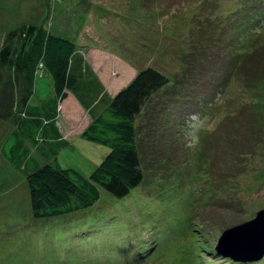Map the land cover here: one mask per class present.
<instances>
[{
  "label": "rangeland",
  "instance_id": "obj_1",
  "mask_svg": "<svg viewBox=\"0 0 264 264\" xmlns=\"http://www.w3.org/2000/svg\"><path fill=\"white\" fill-rule=\"evenodd\" d=\"M23 26L74 42L76 73L97 84L59 109L69 146L57 160L85 177L111 151L82 137L92 117L144 69L170 83L136 120L144 182L122 199L101 189L94 207L65 217L34 219L25 176L2 154L23 111L0 119V264H264L217 251L224 231L264 209V71L253 64L264 0H0V50ZM54 96L44 70L30 101Z\"/></svg>",
  "mask_w": 264,
  "mask_h": 264
},
{
  "label": "trees",
  "instance_id": "obj_2",
  "mask_svg": "<svg viewBox=\"0 0 264 264\" xmlns=\"http://www.w3.org/2000/svg\"><path fill=\"white\" fill-rule=\"evenodd\" d=\"M15 42L21 47L13 60ZM77 47L71 40L43 28L23 26L6 35L0 50V119L15 118L17 108L23 111L22 118H16V129L2 146V154L25 176L36 220L88 210L99 202L101 189L115 198H125L144 182L136 120L148 102L170 83L160 71L144 69L100 114L92 117L82 137L111 151L91 175L85 177L75 169L63 168L56 157L60 149L69 146L58 129L60 105L70 93L80 97L81 89L93 92V86H97L93 80L83 81L76 73ZM254 58L257 60L253 64L258 63L264 71V48L261 56L254 55ZM6 70L9 74L3 76ZM44 70L52 78L55 96L46 103L34 105L30 100L35 94L36 77L42 76ZM250 75L248 82H252L256 73ZM83 102L92 103L91 98ZM28 144L51 163L41 164Z\"/></svg>",
  "mask_w": 264,
  "mask_h": 264
},
{
  "label": "water",
  "instance_id": "obj_3",
  "mask_svg": "<svg viewBox=\"0 0 264 264\" xmlns=\"http://www.w3.org/2000/svg\"><path fill=\"white\" fill-rule=\"evenodd\" d=\"M217 251L234 262L261 261L264 258V209L254 219L224 231L219 238ZM240 253L244 258L237 257Z\"/></svg>",
  "mask_w": 264,
  "mask_h": 264
},
{
  "label": "crops",
  "instance_id": "obj_4",
  "mask_svg": "<svg viewBox=\"0 0 264 264\" xmlns=\"http://www.w3.org/2000/svg\"><path fill=\"white\" fill-rule=\"evenodd\" d=\"M58 121H59V118H58ZM90 123H91V122H90ZM58 129H59V127H58ZM60 136H62V134H61ZM60 136H59V137H60ZM62 137H63V136H62ZM63 139H64V137H63Z\"/></svg>",
  "mask_w": 264,
  "mask_h": 264
}]
</instances>
